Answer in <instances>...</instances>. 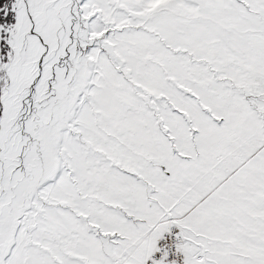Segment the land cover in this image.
Segmentation results:
<instances>
[{
	"label": "snow or ice",
	"instance_id": "obj_1",
	"mask_svg": "<svg viewBox=\"0 0 264 264\" xmlns=\"http://www.w3.org/2000/svg\"><path fill=\"white\" fill-rule=\"evenodd\" d=\"M0 264H264V0H0Z\"/></svg>",
	"mask_w": 264,
	"mask_h": 264
}]
</instances>
